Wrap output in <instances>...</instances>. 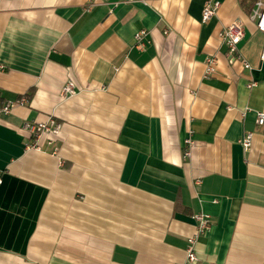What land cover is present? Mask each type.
<instances>
[{
	"label": "crops",
	"instance_id": "obj_1",
	"mask_svg": "<svg viewBox=\"0 0 264 264\" xmlns=\"http://www.w3.org/2000/svg\"><path fill=\"white\" fill-rule=\"evenodd\" d=\"M207 1L0 0V264H264V33Z\"/></svg>",
	"mask_w": 264,
	"mask_h": 264
},
{
	"label": "built area",
	"instance_id": "obj_2",
	"mask_svg": "<svg viewBox=\"0 0 264 264\" xmlns=\"http://www.w3.org/2000/svg\"><path fill=\"white\" fill-rule=\"evenodd\" d=\"M141 0H123L125 3H136ZM220 7V1L218 0H208L203 9V21L209 20L213 15L216 14V11ZM251 19L256 23L257 28L264 33V0H255L254 7L252 9ZM147 32L145 30H140L136 34L137 47L143 49L146 47V43L144 41ZM245 35L244 25L241 21H234L229 24L221 33L224 43L227 45L230 54H235L238 52V45L242 41ZM262 57L264 58V49L262 52ZM216 59L215 57H210L207 59V74L210 75L215 71ZM246 66H249L246 63ZM3 68V66H1ZM256 82L252 81L248 86H255ZM62 93L64 95L73 94V84L67 83L63 88ZM13 104H6L2 107V111L9 112L12 108ZM257 123L259 125H264V112H257ZM28 129L32 135L35 137L34 143L30 144L29 147L36 148L38 147V140L45 134L59 135L61 132L62 125L57 122L55 119H50L48 122H27L24 126ZM254 138L253 132L246 133L242 139L240 140L245 150H249L252 146ZM190 146L192 145V140L187 139L186 141ZM189 146V147H190ZM185 155H190V149H186ZM1 182V180H0ZM195 219L197 221L196 232L194 235L188 238V246H187V257L190 261L197 260L196 253V245L198 242V238L207 233L211 228V220L208 215L205 214H197L195 215Z\"/></svg>",
	"mask_w": 264,
	"mask_h": 264
}]
</instances>
